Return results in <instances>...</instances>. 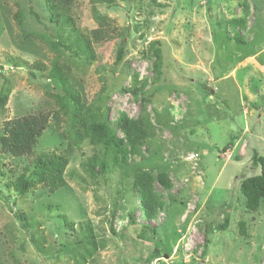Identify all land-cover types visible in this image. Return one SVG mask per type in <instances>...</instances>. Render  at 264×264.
<instances>
[{
	"label": "rangeland",
	"instance_id": "1",
	"mask_svg": "<svg viewBox=\"0 0 264 264\" xmlns=\"http://www.w3.org/2000/svg\"><path fill=\"white\" fill-rule=\"evenodd\" d=\"M71 6L75 31L89 38L86 54L57 46L77 34L50 23L42 0H0V135L10 120L49 118L33 156L0 152V263L146 264L159 250L152 264H264V199L248 212L239 191L259 175L252 155L264 157V0ZM96 29L103 38H92ZM54 71L78 97L77 110ZM123 116L141 122L132 154L117 127ZM103 121L125 141V159L90 144L88 127ZM48 152L67 160L65 187L46 193L36 181L19 195L16 179ZM138 173L151 179L161 207L151 220L134 185ZM14 212L26 216V230ZM224 218L227 227L215 230Z\"/></svg>",
	"mask_w": 264,
	"mask_h": 264
},
{
	"label": "trees",
	"instance_id": "2",
	"mask_svg": "<svg viewBox=\"0 0 264 264\" xmlns=\"http://www.w3.org/2000/svg\"><path fill=\"white\" fill-rule=\"evenodd\" d=\"M47 19L50 23L59 26V29L63 27L68 28V35L77 34L75 39L71 41V44L66 46L65 43H59L57 46L62 49L71 50L70 47L73 45L77 50L88 53L89 38L85 35L79 34L75 31L74 25L72 23V13L71 5L73 0H42ZM98 3H108L109 0H96ZM93 39L103 38L101 30H94L91 35ZM122 46L119 47L115 63H118L121 59ZM155 57L158 64L155 65L157 70V77L160 76V50H155ZM51 76L58 80L62 87L65 95L67 94L72 101L73 110H77L80 103L79 99L75 95H70L68 90L65 88V80H63L57 71L51 73ZM48 115L47 114H35L28 115L22 118H17L6 122L2 127V134L0 135V152L4 155H8L12 158H29L33 156L35 147L38 143L39 138L42 136L43 132L46 130L48 125ZM141 122H133L126 117H122L117 123L118 129L124 134L125 140L129 146H131L129 152L132 154L136 144L140 143L141 138L144 136L143 131L140 128ZM88 140L93 147H98L104 149L107 152H111L114 158L121 156L125 159L126 150L124 148L125 141L118 138L108 127L106 121L95 122L91 124L88 129ZM225 149H223L224 151ZM67 165L66 158L56 156L53 152H48L41 156H37L32 160V164L28 166L31 167L30 175L22 174L14 182V188L19 195L24 196L29 191L31 187L39 183H44V188H47L46 193H54L60 188L65 187L63 181V170ZM96 165L95 159H92L87 163V167L90 171ZM103 162H99V173H104ZM251 166L253 168H259V175L248 177L240 183L239 191L245 200V209L248 212H255L258 210L261 201L264 199V157L259 156L254 153L251 157ZM37 178V180H36ZM158 182L164 187L169 188V182L163 174L157 176ZM151 179L145 173H138L134 177V185L137 193L140 197L141 210L146 220H151L155 217L156 210L161 208L160 204L157 202L156 198L152 194V189L150 185ZM1 195V194H0ZM2 197V196H1ZM5 200V199H4ZM6 201V200H5ZM13 217L20 224L23 230L27 228V218L21 212H14ZM65 225L70 228L71 224L65 223ZM228 225V220L224 218V222L215 228V230H224ZM87 229V225H85ZM212 230V229H211ZM207 230L203 243V254H206V250L209 245L208 234L211 231ZM88 231V229H87ZM89 234V232H88ZM161 253L159 250L153 251L146 258V264H152L154 261L161 259ZM1 264V263H0Z\"/></svg>",
	"mask_w": 264,
	"mask_h": 264
},
{
	"label": "water",
	"instance_id": "3",
	"mask_svg": "<svg viewBox=\"0 0 264 264\" xmlns=\"http://www.w3.org/2000/svg\"><path fill=\"white\" fill-rule=\"evenodd\" d=\"M205 263V261H203V260H201L199 263H197V264H204Z\"/></svg>",
	"mask_w": 264,
	"mask_h": 264
}]
</instances>
